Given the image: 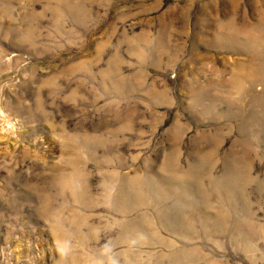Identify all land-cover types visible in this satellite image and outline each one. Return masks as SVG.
<instances>
[{
	"label": "rangeland",
	"instance_id": "374dc122",
	"mask_svg": "<svg viewBox=\"0 0 264 264\" xmlns=\"http://www.w3.org/2000/svg\"><path fill=\"white\" fill-rule=\"evenodd\" d=\"M0 264H264V0H0Z\"/></svg>",
	"mask_w": 264,
	"mask_h": 264
}]
</instances>
